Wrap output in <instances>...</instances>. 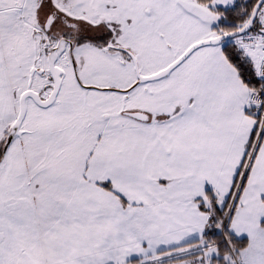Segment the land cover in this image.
<instances>
[{"label":"snow or ice","instance_id":"6c2138e0","mask_svg":"<svg viewBox=\"0 0 264 264\" xmlns=\"http://www.w3.org/2000/svg\"><path fill=\"white\" fill-rule=\"evenodd\" d=\"M0 264H264V0H0Z\"/></svg>","mask_w":264,"mask_h":264}]
</instances>
